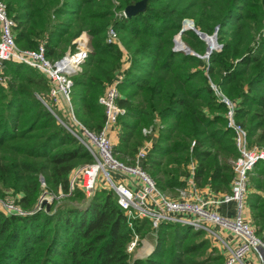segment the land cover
<instances>
[{
  "label": "trees",
  "instance_id": "16d2710c",
  "mask_svg": "<svg viewBox=\"0 0 264 264\" xmlns=\"http://www.w3.org/2000/svg\"><path fill=\"white\" fill-rule=\"evenodd\" d=\"M1 1L20 50L43 44L45 57L56 62L75 52L79 35L89 37L88 56L70 78L73 114L99 133L105 122L99 98L120 78L118 106L124 113L114 155L134 166L150 143L139 165L162 195L176 198L189 179L197 189L230 193L239 154L222 97L233 108L234 122L245 128L247 145L264 146V0H148L146 10L131 18L122 15L124 8L141 0ZM186 19L210 36L219 27L221 48L204 58L206 42L186 30L180 41L193 54L175 50ZM109 28L117 34L112 44L106 43ZM126 53L129 65L123 69ZM0 75L8 78L0 83V199L11 197L24 213L0 210V264L217 263L192 256L201 247L192 241L204 232L168 223L153 230L147 219L131 228L114 192L96 188L87 196L71 185L72 172L93 160L59 123L66 118L50 104L54 83L14 60L3 63ZM59 101L68 110L62 96ZM155 126L156 138L143 134ZM247 190L245 217L264 242V162L249 173ZM45 192L52 198L48 211L39 206ZM133 234L153 238L147 257L131 259Z\"/></svg>",
  "mask_w": 264,
  "mask_h": 264
},
{
  "label": "built area",
  "instance_id": "2783aa9c",
  "mask_svg": "<svg viewBox=\"0 0 264 264\" xmlns=\"http://www.w3.org/2000/svg\"><path fill=\"white\" fill-rule=\"evenodd\" d=\"M13 27L14 21L8 16L6 6L0 0V71L3 70V63L9 60L36 68L54 83L49 93L50 99L55 102L54 100L62 96L68 103L72 119L79 127V135L69 128L68 130L85 147L93 160L92 163L80 167L76 172L80 177L77 185L87 196H90L97 188L98 178L103 177L108 183L107 189L117 196V203L125 212L129 227L132 228V222L144 219L151 222L153 229H157L162 223L187 226L194 231L205 232L221 242L227 251L221 264H248L247 259L250 256L253 258L252 264H264V242L245 220L249 173L258 162H264V146L248 148L246 131L242 125L234 122L233 108L225 98L222 97L221 100L229 108L226 114L227 128L234 134V144L239 155L233 162L235 176L230 193L224 195L222 202L235 204L234 217L222 216L208 209L202 202L192 200L186 190L178 191L177 199L162 195L154 181L139 165L146 156L145 150L139 151L136 156L138 164L134 166L123 163L115 157L114 146L108 132L117 125L119 116L124 113V110L118 106L120 78H115L99 99V103L105 110L104 126L99 133L87 130L75 120L70 104L72 87L70 77L80 71L89 53L84 33L75 40V52H68L62 59L51 62L45 57L43 44L35 50H20L15 43ZM116 36L115 30L109 28L106 43L112 44ZM159 131L160 127L155 126L150 130L143 129V134L155 135ZM118 175L136 181L134 188H130L123 182L116 181V183ZM74 182L71 180V185ZM3 201H7L4 203L0 201L1 209L5 213L23 215L13 200ZM217 230L229 234L235 243L222 240ZM138 244V236L133 234L127 248L128 253L133 252Z\"/></svg>",
  "mask_w": 264,
  "mask_h": 264
},
{
  "label": "rangeland",
  "instance_id": "374dc122",
  "mask_svg": "<svg viewBox=\"0 0 264 264\" xmlns=\"http://www.w3.org/2000/svg\"><path fill=\"white\" fill-rule=\"evenodd\" d=\"M184 21H192L193 22V20H191V19H186V20H184ZM183 21V22H184ZM85 34V33H84ZM86 35V34H85ZM208 36H210V35H208ZM86 37V39H87V47L89 48V37H87V35L85 36ZM117 37V36H116ZM177 40V37L175 38V41ZM174 41V42H175ZM176 43V42H175ZM217 44H218V42H217ZM219 45V44H218ZM175 48L177 49V46H175ZM128 56H127V53H126V55H125V58L124 59H126ZM129 58V57H128ZM0 72H2V70L0 71ZM76 74V73H75ZM0 77H1V75H0ZM8 77H9V75H8ZM71 78V77H70ZM6 80V81H5ZM7 80H8V78H6V79H1L0 80V83H2L3 85H5L6 83H7ZM5 81V82H4ZM50 98V97H49ZM100 99V98H99ZM51 103V106H52V108L54 109V111L56 110V112H59L58 110H57V108H56V106H55V104L57 103V105H58V101H59V98L57 99V100H54L55 102H53V100L52 99H50L49 100ZM46 105V108L47 109H49L50 110V108H49V105H47V104H45ZM68 112H67V118H66V120H64V122H61V121H59V123L64 127V128H66V130L68 129V125L69 126H71V128L72 129H74V130H78L79 129V127H77V124L73 121V119H72V116H71V111H70V107H68V110H67ZM50 112H51V110H50ZM60 113V112H59ZM104 113H105V110H104ZM61 114V113H60ZM72 114H73V110H72ZM73 116H74V114H73ZM74 118H75V116H74ZM75 120L77 121V119L75 118ZM78 122V121H77ZM79 123V122H78ZM80 124V123H79ZM70 129V128H69ZM245 129V128H244ZM93 132V131H92ZM109 139L111 140V142H112V139L110 138V136H109ZM113 143V142H112ZM113 146H115L114 144H113ZM248 148H250V149H252V148H255V147H249L248 146ZM256 148H260V147H257L256 146ZM123 162H127L128 163V159H125V161H123ZM80 167H82V166H79L78 168H76L73 172H72V174H71V176H70V178H71V180H73V181H75L73 184H77V182L79 181V176H78V174L76 173L77 172V170L80 168ZM123 178L124 177H121L120 175H118V177H116V180H115V182L117 181V182H123L122 180H123ZM116 182V183H117ZM78 186V185H77ZM79 187V186H78ZM107 187H108V183H107V181L103 178V177H99L98 178V181H97V188H105L106 190H107ZM80 188V187H79ZM178 193V192H177ZM179 194V193H178ZM178 196L179 195H177L176 197L178 198ZM168 198H170L171 199V197H169V196H167ZM7 198H9V199H7V200H9V201H12V198L11 197H7ZM47 199L48 201H49V203H51V200H52V198L48 195V193H43V194H41V196H40V198H39V204H40V201H41V199ZM172 199H175V198H172ZM4 199H2V202L1 203H4V202H7V201H3ZM0 201H1V199H0ZM0 210H2L1 209V205H0ZM24 214V213H23ZM245 220L248 222V223H250L251 224V221H250V218H249V216H246L245 217ZM153 229V228H152ZM153 230H155V229H153ZM217 234L221 237V239L222 240H224L225 242H229V240H225L224 239V237H222L221 236V231H218L217 230ZM229 235V234H228ZM230 236V235H229ZM132 237H133V235H132ZM231 237V236H230ZM147 238V237H146ZM138 239H139V237H138ZM154 242V240H153V238L152 237H148L147 239H142L141 240V238L139 239V244H138V246H136V248L133 250V252H131V259H137V258H145V257H147L149 254H150V252L152 251V249H153V243ZM194 244H197V245H199L200 246V244H201V247H200V250L196 253V254H194V255H192V256H195V258H199L200 260H209V259H217V263L216 264H221V263H223V261H224V257H226V255H227V251H226V249H225V247H223V245L221 244V242L218 240V239H216V238H213V237H210L207 233H205L204 232V234L203 235H200V236H197L196 238H194L193 239V241H192ZM208 243L207 244V246L206 245H204L205 243ZM220 260H222L221 261V263H219L220 262Z\"/></svg>",
  "mask_w": 264,
  "mask_h": 264
},
{
  "label": "crops",
  "instance_id": "0c3cea01",
  "mask_svg": "<svg viewBox=\"0 0 264 264\" xmlns=\"http://www.w3.org/2000/svg\"><path fill=\"white\" fill-rule=\"evenodd\" d=\"M128 65H129V58L127 57L123 61V69H126L128 67ZM55 106H56L57 110L63 115V117L67 118V112L68 111H67L64 103L62 101H58V105L56 103ZM108 133H109L110 138L112 139L113 144L115 145L118 141V138H119V127L116 125ZM157 135L158 134H155V135L152 134V138L153 139L156 138ZM149 148H150V143L145 144L142 149L147 152ZM190 171L191 172L194 171V166L193 167L191 166ZM122 181L125 185L129 186L130 188L131 187L134 188V186L136 184V181H134L132 179H128L126 177L123 178ZM186 191L192 200L202 202L208 209L214 210L215 212H217L218 214H220L222 216L234 217V215H235V204L222 202L223 197H224L223 194L213 193L208 188L197 189V188H195L191 179H189L188 187H187ZM175 199H177V197ZM221 236L224 237L225 240H229V242H231V243L233 241L235 243V240L232 237H230L227 233H222ZM252 259L253 258L251 256L248 257L247 263L252 264Z\"/></svg>",
  "mask_w": 264,
  "mask_h": 264
},
{
  "label": "water",
  "instance_id": "95a60500",
  "mask_svg": "<svg viewBox=\"0 0 264 264\" xmlns=\"http://www.w3.org/2000/svg\"><path fill=\"white\" fill-rule=\"evenodd\" d=\"M147 2H148V0H141V1H139L133 5L126 6L123 10V16L125 18H131L133 16H136L139 13H143L146 10ZM218 29H219V27H216L214 33L211 36H208L206 34H203L199 31L195 30L192 21H184L183 25H182V29L180 30V32L177 36V40L175 41L176 42L175 46H177V49L175 48V50H177V51L181 50V51H184L188 54H193L191 49L180 41V36L186 30H194L196 32V34L199 36V38L201 40H204L207 44V49H206V53L204 55V58H208V56L211 54V52L213 50H218L221 48V46L217 44ZM41 181L43 182V180H41ZM39 206H40V208L45 207V210L48 211L50 203L47 199L43 198V199H41Z\"/></svg>",
  "mask_w": 264,
  "mask_h": 264
}]
</instances>
